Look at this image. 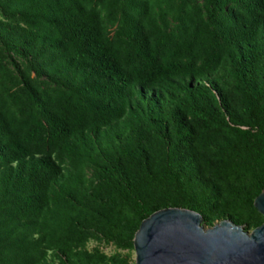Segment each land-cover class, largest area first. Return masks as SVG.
<instances>
[{"label": "trees", "instance_id": "trees-1", "mask_svg": "<svg viewBox=\"0 0 264 264\" xmlns=\"http://www.w3.org/2000/svg\"><path fill=\"white\" fill-rule=\"evenodd\" d=\"M0 47V264H129L89 234L166 207L263 222L264 0H0Z\"/></svg>", "mask_w": 264, "mask_h": 264}, {"label": "water", "instance_id": "water-1", "mask_svg": "<svg viewBox=\"0 0 264 264\" xmlns=\"http://www.w3.org/2000/svg\"><path fill=\"white\" fill-rule=\"evenodd\" d=\"M253 204L264 217V190ZM133 248L134 264H264V220L251 231L229 219L206 227L200 213L166 207L140 222Z\"/></svg>", "mask_w": 264, "mask_h": 264}, {"label": "rangeland", "instance_id": "rangeland-1", "mask_svg": "<svg viewBox=\"0 0 264 264\" xmlns=\"http://www.w3.org/2000/svg\"><path fill=\"white\" fill-rule=\"evenodd\" d=\"M4 54V55H3ZM12 57H6V52L2 51L0 47V72H4L7 75L14 74L17 75L16 68L12 63ZM15 61L19 64L20 69L24 72H28L27 67H25V61L21 62L18 57H15ZM31 76H34V73H30ZM222 185V184H221ZM84 248L88 251H100L104 253L107 257L110 256H120L123 259H127L128 263L134 262L135 252L133 249L128 248H119L117 247L112 240L106 238L101 233L91 232L88 239L84 245Z\"/></svg>", "mask_w": 264, "mask_h": 264}]
</instances>
